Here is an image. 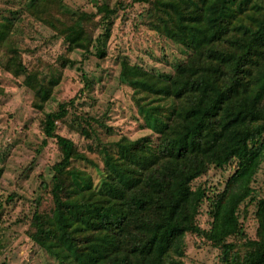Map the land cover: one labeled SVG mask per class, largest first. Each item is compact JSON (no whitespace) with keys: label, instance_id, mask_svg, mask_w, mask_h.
Returning a JSON list of instances; mask_svg holds the SVG:
<instances>
[{"label":"trees","instance_id":"1","mask_svg":"<svg viewBox=\"0 0 264 264\" xmlns=\"http://www.w3.org/2000/svg\"><path fill=\"white\" fill-rule=\"evenodd\" d=\"M133 2L150 4L154 28L191 51L166 77L123 62V76L138 94L139 111L157 143L121 138L115 153H105L96 186L89 173L70 171L74 160L87 158L57 134L68 104L46 114L45 137L57 140L63 158L52 167L54 208L34 213L31 239L59 264H185V238L196 234L222 250L224 264H264V199L257 203V237L245 241L244 254L229 242L242 237L239 211L256 200L252 185L264 160V0ZM125 8L107 6L97 38L92 15L72 11L62 0H31L26 9L63 36L69 49L87 57L97 44L103 58L101 47ZM11 35L2 43L9 50ZM57 83L53 78L45 84L32 74L25 80L43 101ZM232 165L233 174L211 205V228L203 230L198 215L207 188L193 183L212 167Z\"/></svg>","mask_w":264,"mask_h":264},{"label":"rangeland","instance_id":"2","mask_svg":"<svg viewBox=\"0 0 264 264\" xmlns=\"http://www.w3.org/2000/svg\"><path fill=\"white\" fill-rule=\"evenodd\" d=\"M62 1L72 11L92 15L98 23L91 32L95 38L102 32L100 20L107 6L122 3L126 8L118 12L111 35L101 47L105 56H97L98 45L94 44L91 54L85 57L83 51L69 49L58 32L30 17L26 8L31 0H0V264H59L31 239L35 231L34 213L50 214L54 208L52 167L63 158L57 140L45 137V115L56 112L61 104H68V114L58 122L57 134L72 140L78 152L87 158L74 160L70 171L89 173L99 186L105 153H115L121 138L149 137L154 145L157 143V134L146 127L139 111L138 94L123 76V62L166 77L191 55V51L154 28L156 17L148 3ZM15 13L18 18L13 28ZM10 34L11 50L2 47ZM28 74L45 84L58 79L48 100L37 99L26 86ZM37 103L43 106L42 110ZM233 172V165L223 169L212 167L193 183V188L199 185L207 188L198 215L203 230L211 228V205ZM67 176L71 177L69 173ZM252 187L256 200L252 203L247 200L239 211L242 237L229 239L236 245L234 252L241 255L246 251L245 241L257 237V203L264 199V160ZM185 240V264H224L222 250L206 238L188 234Z\"/></svg>","mask_w":264,"mask_h":264}]
</instances>
